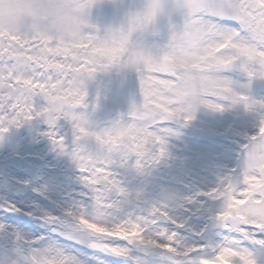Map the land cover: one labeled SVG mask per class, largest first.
Wrapping results in <instances>:
<instances>
[{
	"label": "snow or ice",
	"instance_id": "snow-or-ice-1",
	"mask_svg": "<svg viewBox=\"0 0 264 264\" xmlns=\"http://www.w3.org/2000/svg\"><path fill=\"white\" fill-rule=\"evenodd\" d=\"M97 2L60 0L68 16L67 25L59 30L38 22L6 28L0 6V134L34 117L43 116L50 126L65 119L72 135L69 155L90 189L87 202L43 217L55 241L43 243L41 238L37 244L16 234L17 241L29 246L30 264H85L81 253L87 252L144 264L134 252L148 249L163 253L167 264H259L252 246L264 248V148L258 145L264 138V102L251 99L238 90L248 85H238L222 73L238 67L249 77L264 78V0H201L195 6H176L185 29L204 33L203 59L194 65L207 77L201 105L216 111L224 108L218 100L245 108L259 105L254 130L243 145L244 158L252 156L256 162L230 170L204 193L221 202L213 220L223 235L215 245L185 243L170 230L177 220L168 203L144 201L139 191L122 183L120 169L140 173L165 154L164 136L170 131L166 122L187 123L193 115L174 99L179 69L170 43L152 45L144 52L131 46L136 26L101 33L87 18V10ZM9 3L19 5L20 0ZM152 15L147 14L146 23ZM138 27L143 29L145 23ZM177 35L174 32L170 40ZM113 66L137 73L139 104L154 114L150 123L141 122L136 102L130 104L127 124L119 130L112 124L95 128L85 112L76 110L88 107L85 82ZM36 97L46 103L37 108ZM45 134L65 149L64 136L51 127ZM6 210L18 211L14 205ZM96 260L108 264L100 255Z\"/></svg>",
	"mask_w": 264,
	"mask_h": 264
},
{
	"label": "rangeland",
	"instance_id": "rangeland-1",
	"mask_svg": "<svg viewBox=\"0 0 264 264\" xmlns=\"http://www.w3.org/2000/svg\"><path fill=\"white\" fill-rule=\"evenodd\" d=\"M140 2L141 0H98L88 9V22L95 25L101 33L108 28L121 27L125 23L126 13L131 8L138 7ZM183 19L181 10L169 6L165 15L157 17L144 30V43L163 46L171 29L182 25ZM222 74L238 85H248L247 88L238 90L253 100L264 102V78L249 77L238 67L226 69ZM85 90L88 107H78L76 110L85 112L95 128L108 127L116 119L127 120L130 104L139 103L141 99L137 73L131 68L113 66L107 71L97 72L85 82ZM34 101L37 108L46 103L42 97H36ZM217 102L224 105L223 110L216 111L201 105L190 122H166L164 126L170 131L164 136L165 154L154 165L145 168L140 178H135L137 172L133 170L120 169L123 173V185L130 191H139L144 201L158 199V202L164 201L174 207L177 214L173 217L177 223L170 226L184 225L189 221L186 218L200 216L195 219L193 226L204 225L207 229L202 233L199 243L212 245L220 243L223 235L219 225L213 220L221 202L204 193L214 187L219 178L242 165L244 154L241 150L248 135L254 130L253 124L259 113V105L245 108L244 104L230 100ZM93 103L96 104L95 108ZM50 127L58 131L57 135L64 136L65 149L54 150L49 147L43 132ZM71 148L70 124L63 118L50 126L43 116L34 117L19 126H9L7 132L0 134V154L9 158V164L13 166L8 172L11 178H23L27 173L30 176L31 170L39 166L49 172L53 166L68 171V175L63 172L60 177L41 183L36 189L40 194L39 198L31 199L29 207L21 206L24 205V199L10 198L9 204L14 205L18 211H7L4 216H0V264H30L29 246L16 240L17 233L30 242L37 238V244L55 241L51 225L47 222L41 225L33 223L32 216L43 218L45 215H59L65 209L79 205L81 191L89 197L90 189L84 183L76 181L80 172L69 155ZM177 182L182 187L177 186ZM189 191L190 196L197 194L196 197H191L192 200L186 196ZM55 192L61 194V200L57 205H51L50 197ZM170 196L174 199L170 200ZM188 226L193 229L191 224ZM193 232L198 233V230ZM252 251L259 264H264V254L255 248ZM97 255L108 264H127L92 252L81 253V258L83 257L85 264H92L88 263L90 259L94 261L93 264H100L96 260ZM134 255H138L144 264H167L161 253H157L158 259L152 261L146 250L134 252Z\"/></svg>",
	"mask_w": 264,
	"mask_h": 264
},
{
	"label": "clouds",
	"instance_id": "clouds-1",
	"mask_svg": "<svg viewBox=\"0 0 264 264\" xmlns=\"http://www.w3.org/2000/svg\"><path fill=\"white\" fill-rule=\"evenodd\" d=\"M201 0H141L138 7L131 8L126 13L125 28L136 26L131 33V46L138 51H151V46L146 45L142 39L144 30L159 16L165 15L169 11V6L179 10L177 5L183 7L187 4L198 5ZM0 6L4 10L3 25L11 28L38 22L41 25L62 29L67 25L68 12L60 6V0H20L19 5L9 3V0H0ZM152 13L151 21L146 23V16ZM145 23L143 29L139 25ZM119 28V27H118ZM178 33L175 39L170 40L173 33ZM135 36V39L133 37ZM204 33L194 27L184 28L182 25L173 27L166 43H170V51L176 59V66L179 69L178 78L173 82L172 91L175 93L174 99L183 110L192 113L193 118L196 111L201 106V98L207 88V77L205 73L194 67L203 59L201 47ZM135 111L144 119L142 123H150L154 114L137 103ZM127 124V120L116 119L112 125L117 129H122ZM258 145L264 148V138L258 141ZM255 158L249 156L243 159V163L251 166L255 163ZM135 171V170H133ZM226 261L228 253L223 254Z\"/></svg>",
	"mask_w": 264,
	"mask_h": 264
},
{
	"label": "bare ground",
	"instance_id": "bare-ground-1",
	"mask_svg": "<svg viewBox=\"0 0 264 264\" xmlns=\"http://www.w3.org/2000/svg\"><path fill=\"white\" fill-rule=\"evenodd\" d=\"M90 15V12L87 10V16ZM49 129H45L43 132V135L45 137L50 148H53L54 150L60 149L56 144H54L53 140L46 135ZM55 133L58 132L57 130H54ZM57 134V133H56ZM39 166V165H38ZM9 168H13L11 164H9V158L3 157L0 154V216H4L3 214H6L7 212V207L10 206L9 202L10 198H21L24 199L22 200L24 202V205L21 206H27L29 207L31 203V199L34 198H39V193L36 190L41 183H45L50 181L51 179H56L60 177V174H65L68 175V171L64 170L58 166H53V169H50V172L46 169H44L42 166H39L33 170H31L30 176H28V173L23 177V178H11V176L8 174ZM34 175L32 176V174ZM143 174V172L136 173V179L140 178V175ZM145 174V173H144ZM81 176V174H80ZM80 176L76 177V181L79 183H83L81 180ZM177 186L182 187V184L180 182H177ZM189 187V186H187ZM136 191V190H133ZM89 195V194H88ZM197 194H192L190 196V191L186 194V196H189L190 199L191 197H196ZM79 200L80 204L87 202L88 196L85 195L82 191L79 193ZM28 199V200H27ZM51 200V205H57L58 202L61 200V194L58 192H55L53 195L50 197ZM192 200V199H191ZM152 201L158 202V199H153ZM171 214L175 216L177 214L176 210L174 209L173 206H171ZM200 216H197L196 218L190 217L189 219L186 218V220H189L188 223L184 225H176V226H170V230L176 231L179 236L183 237L184 242L187 244H192V243H199L200 238L203 237V232L206 231L207 227L204 225H194L193 223L195 222V219L199 218ZM33 223L36 224H45V220L41 216H32ZM194 219V220H193ZM189 224L192 225L193 229L189 228ZM194 230H198V233H194ZM220 231H222L220 229ZM200 233V234H199ZM39 238V237H38ZM33 241L36 243L38 242V239L35 238ZM252 248H255L262 252L264 254V248H260L257 246H252ZM148 253V256L150 257V260H157V253H161L158 250H151L148 249L146 250ZM157 252V253H156ZM161 255L164 256L163 253ZM83 258V257H82ZM165 258V256H164ZM166 262V258L164 259ZM88 263H94L92 259L89 260Z\"/></svg>",
	"mask_w": 264,
	"mask_h": 264
},
{
	"label": "water",
	"instance_id": "water-1",
	"mask_svg": "<svg viewBox=\"0 0 264 264\" xmlns=\"http://www.w3.org/2000/svg\"><path fill=\"white\" fill-rule=\"evenodd\" d=\"M243 153H244V150H243ZM108 257H110V256H108ZM111 258H114V257H111ZM114 259H117V258H114ZM117 260H119L122 263L132 264V262L130 260H126V259H123V258H120V259H117Z\"/></svg>",
	"mask_w": 264,
	"mask_h": 264
}]
</instances>
